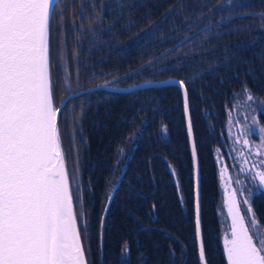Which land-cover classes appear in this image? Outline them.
Returning <instances> with one entry per match:
<instances>
[{
    "label": "trees",
    "instance_id": "obj_1",
    "mask_svg": "<svg viewBox=\"0 0 264 264\" xmlns=\"http://www.w3.org/2000/svg\"><path fill=\"white\" fill-rule=\"evenodd\" d=\"M213 2L219 4L222 0H122L118 9L115 0H103L116 13L104 16L105 29L117 16L123 23L117 20L116 28L105 37L106 43L91 50L85 43L80 56L69 60L70 87L56 91L55 104L70 93L106 81L128 87L167 78L185 80L200 166L203 244L208 264H226L216 153L221 151L230 164L228 120L235 101L247 93L240 92L241 86L246 82L252 94L264 100V60L257 59L264 52V31L259 30L264 20L233 19L231 24L170 51L197 31L195 26L184 30L181 18L185 15L191 18L188 23L193 19L199 23L203 15L213 17V21L220 19L214 16V8H204L203 14L193 11L198 5ZM182 4H187V10ZM262 6L264 0H249V7L241 11ZM173 7L175 22L168 11ZM156 27L160 30L155 31ZM162 56L153 69L114 80ZM173 65L177 67L173 69ZM249 69L253 70L251 76L247 75ZM135 109H143L135 126L139 128L144 119L148 126L138 147L128 155L126 167L97 166L98 158L112 152L110 140L119 135L118 118ZM259 119L264 127L263 112ZM185 124L181 95L175 85L131 92L98 90L70 99L62 109V147L70 183L80 188L82 199L74 200V205L85 213L88 231L81 230V237L85 248H91L93 264H172L173 259L175 264H197L195 174ZM162 125H167V134L158 139L163 135ZM81 137L87 144H81ZM253 207L264 219V195L255 193ZM125 244L130 251L122 256ZM170 249L175 257L169 255ZM141 253L144 258L138 260Z\"/></svg>",
    "mask_w": 264,
    "mask_h": 264
},
{
    "label": "snow or ice",
    "instance_id": "obj_2",
    "mask_svg": "<svg viewBox=\"0 0 264 264\" xmlns=\"http://www.w3.org/2000/svg\"><path fill=\"white\" fill-rule=\"evenodd\" d=\"M121 6L122 0H115V7ZM181 6L185 10L188 8L187 4ZM248 7L249 0H222L219 4L198 5L193 11L203 14L204 8L209 11L214 8V16L218 15L220 19L213 21V17L203 15L199 23L195 19L188 23L191 18L185 15L181 18L184 30L195 26L197 31L170 51L195 41L204 33L231 24L233 19L264 20V6L250 12L241 11ZM168 11L175 22V7ZM107 13L116 15L112 6L104 4L103 0H0V264H93L91 248H85L81 240V230L86 233L88 229L84 225L83 209L77 211L74 206V200L79 202L82 198L79 185L73 188L70 183L58 121L61 109L55 104V93L61 87H70L69 60L80 56L84 44L87 43L89 50L97 48L106 43L105 37L116 28L119 16L105 29L104 16ZM154 30L160 29L156 27ZM259 30L264 31V23L259 25ZM163 58L148 61L139 69L114 77V80L149 71ZM257 59L264 60V52ZM252 74L253 70L249 69L247 75ZM168 83L175 85L180 92L186 117L185 131L192 137L189 85L183 79ZM107 86L110 82L106 81L99 87ZM240 92L249 93L248 101L264 103L252 94L246 82ZM80 94L83 95L84 90ZM142 111L135 109L131 114L120 115L117 123L119 135L114 141L110 140L112 152L103 159L98 158L97 166L126 167L128 155L138 147L148 126L146 119L141 121L139 128L135 126ZM260 132L264 134V127ZM161 133L163 135L158 139L166 136L167 125L161 126ZM249 143L248 139L243 140L245 147H249ZM81 144H87L83 137ZM256 149L253 153L249 148V152L260 157L259 161L250 163L244 158L240 165V171L246 172L250 178V186L242 193L249 214L247 222L241 214L235 189L228 199L232 223L230 233L226 232L223 237L226 264H264V219L253 207L255 193L264 195V136ZM191 155L195 160L194 141ZM168 170L173 171L170 165ZM72 175L75 176V170ZM193 199L195 238L200 241L197 264H208L201 237L198 168ZM129 251L125 244L122 256ZM169 255L175 257V251L170 249ZM143 258L141 253L138 260Z\"/></svg>",
    "mask_w": 264,
    "mask_h": 264
},
{
    "label": "rangeland",
    "instance_id": "obj_3",
    "mask_svg": "<svg viewBox=\"0 0 264 264\" xmlns=\"http://www.w3.org/2000/svg\"><path fill=\"white\" fill-rule=\"evenodd\" d=\"M248 94L249 93H246L242 97H239L235 101L233 110L229 113L227 137L230 143V164L225 160L221 151L216 153L220 186L223 195V210L221 215L224 230L223 237L226 232L230 233L231 230L232 220L228 214V199L234 189L237 191V200L240 202L239 207L241 214L245 216L246 222L248 221L249 214L247 213L246 206L243 204L245 195L242 193L246 187L250 186V178L246 172L242 173L240 171V165L243 164L244 158H248L250 163L253 161L258 162L260 159V157L252 156L249 152V148L251 152H256V145L259 143L262 136H264V134L260 132V128L263 126L259 119L260 113H264V103H260L256 100L248 101ZM72 118L73 124L76 123L74 115ZM244 139L249 140V147L244 146ZM225 168L227 171H223ZM222 171L223 175H221ZM238 179L240 183H236Z\"/></svg>",
    "mask_w": 264,
    "mask_h": 264
},
{
    "label": "water",
    "instance_id": "obj_4",
    "mask_svg": "<svg viewBox=\"0 0 264 264\" xmlns=\"http://www.w3.org/2000/svg\"><path fill=\"white\" fill-rule=\"evenodd\" d=\"M171 80H180V79L167 78V79H162V80H157V81H151L152 82L151 84L148 83L149 81H145V82L137 83L135 85H131V86H128V87H119V86H114V85H111V84H110V86H107V87H99L100 85H104L105 84V83H103V84H99L97 86L85 88V89H82V90H84V94L90 93V92L86 91L88 89H91L92 90L91 92H95V91H98V90H106V91H113V92H131V91H135V90H138V89H141V88L173 85V84H169L168 83ZM161 81H163L164 83H160ZM82 90H79L77 92H74V93L66 96L57 107L62 110L63 107L65 106V104L70 99L80 96L81 95L80 93H81ZM190 115H191V113H190ZM59 119H60V113L58 114V121H59ZM189 141H190V146L192 147L193 141L195 142L194 131H193V136L189 137ZM195 146H196V143H195ZM62 150H63V147H62ZM193 163H194V174H195V176H196V173H197V168H198V171H199V187H200V192H201L200 166H199V160H198V155H197V149H196V159L195 160L193 159ZM200 219H201V202H200ZM201 237L203 239V235H202V221H201ZM81 240H82V237H81ZM199 243H200V241L198 239V245H199ZM82 244H83V242H82Z\"/></svg>",
    "mask_w": 264,
    "mask_h": 264
}]
</instances>
